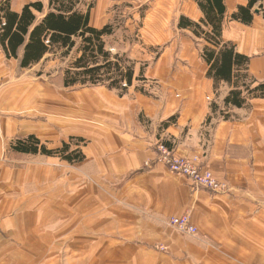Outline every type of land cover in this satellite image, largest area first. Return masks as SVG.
Wrapping results in <instances>:
<instances>
[{
    "label": "crops",
    "instance_id": "obj_1",
    "mask_svg": "<svg viewBox=\"0 0 264 264\" xmlns=\"http://www.w3.org/2000/svg\"><path fill=\"white\" fill-rule=\"evenodd\" d=\"M177 2L179 19H202L193 0ZM225 2L223 40L264 82V13L245 26L231 16L246 0ZM180 43L179 53L136 66L135 78L154 85L142 93L137 82L122 97L106 87L70 92L55 84L58 72L21 71L0 46V264H264V100L225 107L232 88H215L202 51ZM31 135L49 149L82 139L85 160L9 164L11 144ZM158 142L198 158L230 191L193 192L187 178L146 168ZM184 214L196 237L166 225Z\"/></svg>",
    "mask_w": 264,
    "mask_h": 264
},
{
    "label": "trees",
    "instance_id": "obj_2",
    "mask_svg": "<svg viewBox=\"0 0 264 264\" xmlns=\"http://www.w3.org/2000/svg\"><path fill=\"white\" fill-rule=\"evenodd\" d=\"M14 0H0V46L8 59H15L23 71L40 64L48 56L60 59L62 63L72 57L67 68H60L63 87L80 90L103 86L118 91L120 96L128 93L135 82V63L125 54H112L107 49L106 38L114 34V28L106 25L96 28L91 25L86 0H48L25 5L20 12L13 10ZM203 17L195 22L185 16L178 20V29L188 31L197 39L206 42L202 57L208 66L207 78L212 79L215 88L225 83L232 89L225 98V107L243 108L254 99L264 100V82H258L248 73L251 58L237 52L236 46L223 40L224 23L227 14L225 0H193ZM256 10L264 12V0H246L231 16L245 26L254 22ZM56 77V78H57ZM54 78V79H56ZM136 89L144 93L143 89ZM213 111L217 106L213 105ZM229 119L228 114H223ZM75 138L64 142L58 149L51 150L36 136L18 138L10 146L6 157L10 163L26 161L31 157H59L71 165L85 160L80 147L72 150ZM83 143L84 140L77 139ZM19 167V163L15 164ZM21 166V165H20Z\"/></svg>",
    "mask_w": 264,
    "mask_h": 264
},
{
    "label": "rangeland",
    "instance_id": "obj_3",
    "mask_svg": "<svg viewBox=\"0 0 264 264\" xmlns=\"http://www.w3.org/2000/svg\"><path fill=\"white\" fill-rule=\"evenodd\" d=\"M30 1L14 0V4L17 8ZM34 1H44L46 6L48 5V0ZM176 1H178V6L183 5L185 2V0H86L81 9L86 10L88 5L94 6L91 12L92 26L96 28L98 26L101 28L103 24L113 26L114 34L105 39L107 49L112 54H125L135 63V67L145 70L148 65L154 64L162 55L179 53V46L177 45L179 41H182L180 44H183L186 40L191 41V44L193 43L202 52L207 45L205 41L194 37L192 33L178 29L180 12L173 10L172 6ZM160 4L164 8L163 12H159ZM75 55L76 51L65 63H62L58 58L48 56L47 59L36 66L35 73L59 72L60 68H67L70 60ZM62 80L58 77L57 80L54 79V82L59 84ZM144 81H137V87L143 89V91L145 90L143 86L151 85ZM68 90L76 92L82 89ZM75 139L72 150L78 148L76 146H82V143L77 142L78 138Z\"/></svg>",
    "mask_w": 264,
    "mask_h": 264
},
{
    "label": "built area",
    "instance_id": "obj_4",
    "mask_svg": "<svg viewBox=\"0 0 264 264\" xmlns=\"http://www.w3.org/2000/svg\"><path fill=\"white\" fill-rule=\"evenodd\" d=\"M155 152L154 163L146 162V168L151 169L156 165H161L171 174L187 178L191 182L193 192L204 190L212 194H225L230 191L228 185L217 180L198 158L182 157L177 154L174 147L165 142H158ZM165 223L184 235L193 237L198 235V229L191 223L189 214L170 218Z\"/></svg>",
    "mask_w": 264,
    "mask_h": 264
},
{
    "label": "water",
    "instance_id": "obj_5",
    "mask_svg": "<svg viewBox=\"0 0 264 264\" xmlns=\"http://www.w3.org/2000/svg\"><path fill=\"white\" fill-rule=\"evenodd\" d=\"M257 15L260 13V11L259 10H256V12H255Z\"/></svg>",
    "mask_w": 264,
    "mask_h": 264
}]
</instances>
